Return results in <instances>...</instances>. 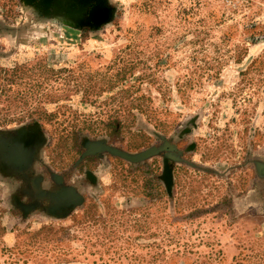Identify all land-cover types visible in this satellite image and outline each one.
<instances>
[{
	"label": "rangeland",
	"instance_id": "1",
	"mask_svg": "<svg viewBox=\"0 0 264 264\" xmlns=\"http://www.w3.org/2000/svg\"><path fill=\"white\" fill-rule=\"evenodd\" d=\"M0 264H264V0H0Z\"/></svg>",
	"mask_w": 264,
	"mask_h": 264
},
{
	"label": "trees",
	"instance_id": "2",
	"mask_svg": "<svg viewBox=\"0 0 264 264\" xmlns=\"http://www.w3.org/2000/svg\"><path fill=\"white\" fill-rule=\"evenodd\" d=\"M38 70L45 71V68L40 67ZM94 75H91L88 80V88H85V94H88L92 91L94 87V81L96 77H93ZM96 76V75H95ZM116 81L114 78H111L107 81V84L109 85V88H113L116 84ZM29 90H31V93L38 92V90L42 89L43 84L39 81L30 83ZM104 85V84H103ZM101 90H103L105 87L100 86ZM78 91V89H77ZM48 95L46 96V98ZM68 97V96H65ZM55 99V98H54ZM59 99H62L61 97H57L55 100L56 102L59 101ZM63 109L60 111L63 118L58 120V114L57 113H46L44 110H42L41 107H34L31 109L26 115L28 119H32L35 121H43L53 127V130L56 134H59L58 140H55L53 152L56 153L59 157H70L73 152V146L71 144V139H75V137L78 135L79 131L84 132L85 130H88L92 133H106V134H114L118 133L120 131V127L122 125L121 120L118 119V117H109L108 121H103L101 119H91V120H80L75 113H72L70 107L67 105L61 106ZM133 107H135L133 105ZM59 125L58 127H54V125ZM70 127V131L69 128ZM61 130V133L58 132ZM68 132V134H65ZM54 139V135H52V138Z\"/></svg>",
	"mask_w": 264,
	"mask_h": 264
}]
</instances>
